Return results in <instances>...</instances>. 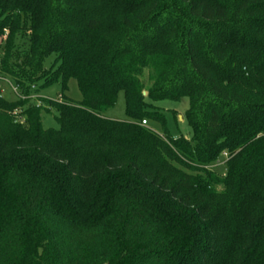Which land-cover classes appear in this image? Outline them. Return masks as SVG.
I'll use <instances>...</instances> for the list:
<instances>
[{"label": "trees", "instance_id": "16d2710c", "mask_svg": "<svg viewBox=\"0 0 264 264\" xmlns=\"http://www.w3.org/2000/svg\"><path fill=\"white\" fill-rule=\"evenodd\" d=\"M0 42V264H264V0H0Z\"/></svg>", "mask_w": 264, "mask_h": 264}, {"label": "rangeland", "instance_id": "374dc122", "mask_svg": "<svg viewBox=\"0 0 264 264\" xmlns=\"http://www.w3.org/2000/svg\"><path fill=\"white\" fill-rule=\"evenodd\" d=\"M1 45V42H0ZM55 61L54 56H50L45 59L43 62V68L45 70H50ZM0 80V95L8 102H15L22 98V96L15 92L17 90L15 84L7 78L1 77ZM37 78V77H35ZM38 82V81H37ZM38 86L43 85V80L39 81ZM149 84L148 81H146ZM63 79L59 78L56 82L40 88V92H34V95L31 97V103L48 109L42 113V123L44 129H53L57 130L59 128L58 123V114L52 104L61 105L62 98L66 97L73 103H79L82 101V95L79 91L76 80L71 79L66 83V89L63 90ZM36 86V85H35ZM18 91V90H17ZM146 94V92H144ZM143 93V95H144ZM147 95V94H146ZM144 95V96H146ZM44 99L47 102H44ZM155 108L152 110L154 112H161L164 116V127L167 133L172 138H179L181 136L190 139L192 137V130L189 127L186 119L185 112L188 109L189 103L187 99L181 101H171L165 100L160 102H151ZM57 106V105H56ZM104 115L107 118L114 120H124L126 119L125 111V97L123 91L118 94L117 104L114 108L108 109L104 112ZM22 119V118H20ZM23 120V119H22ZM148 120L147 128L151 129L154 133L161 135L163 133V126L155 121ZM141 121L138 123L140 124ZM222 161L218 166L211 167V171L221 176L225 173V156L223 155ZM221 189V188H219Z\"/></svg>", "mask_w": 264, "mask_h": 264}, {"label": "built area", "instance_id": "2783aa9c", "mask_svg": "<svg viewBox=\"0 0 264 264\" xmlns=\"http://www.w3.org/2000/svg\"><path fill=\"white\" fill-rule=\"evenodd\" d=\"M0 80H1V78H0ZM15 90V92L17 93V90L16 89H14ZM141 125L143 126V127H147L148 126V121L147 120H143L142 122H141ZM224 156L226 157V154H224Z\"/></svg>", "mask_w": 264, "mask_h": 264}, {"label": "water", "instance_id": "95a60500", "mask_svg": "<svg viewBox=\"0 0 264 264\" xmlns=\"http://www.w3.org/2000/svg\"><path fill=\"white\" fill-rule=\"evenodd\" d=\"M144 95H146V94L144 93Z\"/></svg>", "mask_w": 264, "mask_h": 264}]
</instances>
